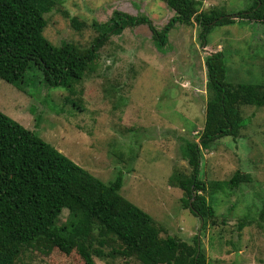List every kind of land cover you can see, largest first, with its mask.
<instances>
[{
	"label": "rangeland",
	"instance_id": "374dc122",
	"mask_svg": "<svg viewBox=\"0 0 264 264\" xmlns=\"http://www.w3.org/2000/svg\"><path fill=\"white\" fill-rule=\"evenodd\" d=\"M252 1L203 0L200 10L223 9L235 17ZM56 3L45 15L43 36L54 46L67 42L80 50L97 38L93 25L107 22L115 10L148 17L158 31L174 17L158 0ZM72 18L83 27L73 28ZM199 30L195 24L175 23L159 51L146 26L125 29L102 45L93 71L70 96L61 88L45 87L35 69L26 74L21 90L0 80V113L104 184L122 174L120 195L148 214L163 238L191 243L199 232L208 264H264V224L258 220L264 203V108L239 107L243 127L238 138L218 139L201 152L199 179L206 186L228 181L237 171L250 177L235 188L207 189L204 195L216 217L204 232L199 218L182 207V191L168 182L175 171L189 174L182 148L185 141L198 142L203 129L206 56L222 53L225 80L231 85L264 84V24L238 21L213 27L206 47ZM66 217L63 211L60 221ZM242 219L248 225L238 232ZM30 249L14 264H83L75 252L43 255ZM94 262L139 264L119 257Z\"/></svg>",
	"mask_w": 264,
	"mask_h": 264
},
{
	"label": "trees",
	"instance_id": "16d2710c",
	"mask_svg": "<svg viewBox=\"0 0 264 264\" xmlns=\"http://www.w3.org/2000/svg\"><path fill=\"white\" fill-rule=\"evenodd\" d=\"M57 1L0 0V80L21 90L26 74L35 69L45 87L61 88L70 96L84 75L93 71L102 45L125 29L146 26L155 47L162 51L175 23L195 24L203 47L213 27L238 21L264 24V0H253L248 10L235 17L223 9L201 11L203 0H158L174 13L160 31L148 17L115 10L107 22L93 25L97 38L89 48L80 50L67 42L54 46L43 36L45 15L54 10ZM71 25L76 30L83 27L75 18ZM204 65L207 100L203 129L198 142L185 141L182 148L190 172L175 171L168 180L182 191V207L202 219V232L216 217L204 195L207 189L235 188L250 177L237 171L228 181L206 186L199 179L201 152L218 139L238 138L243 127L239 107L264 108V84L227 83L221 52L207 55ZM122 186V174L104 184L0 113V264H14L27 247L43 255L75 252L83 264H95L94 258L110 261L117 257L135 259L139 264H208L197 235L191 243L161 237L154 220L120 195ZM63 211L67 217L60 221ZM258 220L264 224V203ZM247 225L242 219L237 231Z\"/></svg>",
	"mask_w": 264,
	"mask_h": 264
},
{
	"label": "water",
	"instance_id": "95a60500",
	"mask_svg": "<svg viewBox=\"0 0 264 264\" xmlns=\"http://www.w3.org/2000/svg\"><path fill=\"white\" fill-rule=\"evenodd\" d=\"M189 206L191 207V204H189ZM202 225H203V221H202V219L200 218V228L202 227ZM197 237H199V232H198V234H197Z\"/></svg>",
	"mask_w": 264,
	"mask_h": 264
},
{
	"label": "built area",
	"instance_id": "2783aa9c",
	"mask_svg": "<svg viewBox=\"0 0 264 264\" xmlns=\"http://www.w3.org/2000/svg\"><path fill=\"white\" fill-rule=\"evenodd\" d=\"M196 134V133H195Z\"/></svg>",
	"mask_w": 264,
	"mask_h": 264
}]
</instances>
